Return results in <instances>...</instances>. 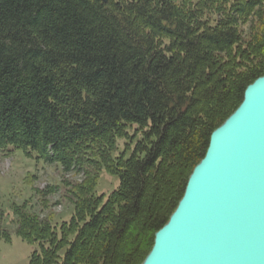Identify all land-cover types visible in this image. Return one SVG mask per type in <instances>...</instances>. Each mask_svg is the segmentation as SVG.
Instances as JSON below:
<instances>
[{
	"label": "trees",
	"instance_id": "obj_1",
	"mask_svg": "<svg viewBox=\"0 0 264 264\" xmlns=\"http://www.w3.org/2000/svg\"><path fill=\"white\" fill-rule=\"evenodd\" d=\"M263 75L264 0H0V155L81 175L62 183L68 222L12 206L16 235L39 245L29 264H141ZM132 125L141 140L114 157ZM101 172L119 180L105 202Z\"/></svg>",
	"mask_w": 264,
	"mask_h": 264
},
{
	"label": "water",
	"instance_id": "obj_2",
	"mask_svg": "<svg viewBox=\"0 0 264 264\" xmlns=\"http://www.w3.org/2000/svg\"><path fill=\"white\" fill-rule=\"evenodd\" d=\"M141 264H264V75L211 133Z\"/></svg>",
	"mask_w": 264,
	"mask_h": 264
},
{
	"label": "rangeland",
	"instance_id": "obj_3",
	"mask_svg": "<svg viewBox=\"0 0 264 264\" xmlns=\"http://www.w3.org/2000/svg\"><path fill=\"white\" fill-rule=\"evenodd\" d=\"M127 134L129 137L118 139L114 157L121 153L128 157L142 137V132L137 131L136 125L128 127ZM127 145L130 149L126 148ZM80 179L81 175H64L59 167L47 165L34 156L28 158L21 151L10 156L0 155V210L4 212V225L10 230L11 237L9 242H0V264H29L31 255L39 251L38 244H28L16 235L15 228L10 224L13 219L12 206L28 201L32 210L41 218L50 217L54 224L68 222L72 206L61 199L62 183ZM118 184L117 176L101 172L95 189L96 195L105 202Z\"/></svg>",
	"mask_w": 264,
	"mask_h": 264
}]
</instances>
